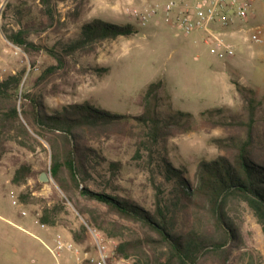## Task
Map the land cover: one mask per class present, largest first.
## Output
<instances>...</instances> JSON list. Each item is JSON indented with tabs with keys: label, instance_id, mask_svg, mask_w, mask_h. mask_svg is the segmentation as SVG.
<instances>
[{
	"label": "rangeland",
	"instance_id": "1",
	"mask_svg": "<svg viewBox=\"0 0 264 264\" xmlns=\"http://www.w3.org/2000/svg\"><path fill=\"white\" fill-rule=\"evenodd\" d=\"M6 1L0 0V81L22 73L19 87L9 96L29 135L14 128L0 147V264H52L49 248L54 247L57 234L76 244L81 254H95L97 242L111 256L118 243L136 245L142 241L143 247L132 250L131 258L125 259L127 264L163 262L165 248L145 244L143 240L153 234L142 224L79 196L75 202L83 214L77 211L51 178L49 146L24 122L20 114L23 103L30 108L32 102H42L53 110L89 102L112 113L139 116V96L145 86L162 80L161 113L168 114L167 104L174 111L190 113L187 131L175 133L151 154L144 147L147 130L132 119L116 127L81 133L84 145L107 161L120 163L116 177L109 178L106 171L101 177L92 175L87 187L114 191L151 208L160 195L157 189L166 200L171 198V185L160 170L161 157L175 168H185L194 178L201 160L232 153L218 149L213 139L244 138L245 128L239 123L247 121V103L237 94L233 81L251 92L252 134L262 149L258 154L264 158V42L251 40L258 29L264 38V0L253 1L241 27L220 32L219 37L234 50V55L225 59L210 53L200 33L182 34L161 11L145 24L133 15V10H149L167 0H13L7 17L1 18ZM93 19L129 24L137 32L65 53L82 25ZM4 25L14 33L25 30L28 45L18 48L8 42L1 30ZM55 55L62 56L65 63L59 64ZM8 104L0 99V110ZM22 164L31 167L33 176L17 186L11 180ZM41 173L47 174V182L39 181ZM224 206L240 235L225 264H264V238L252 210L236 196L226 198ZM44 211L50 213L53 225L39 224ZM195 212L193 209L190 214L191 221L203 227L208 216ZM58 262L75 264V257L60 252ZM199 264L221 262L209 256Z\"/></svg>",
	"mask_w": 264,
	"mask_h": 264
},
{
	"label": "trees",
	"instance_id": "2",
	"mask_svg": "<svg viewBox=\"0 0 264 264\" xmlns=\"http://www.w3.org/2000/svg\"><path fill=\"white\" fill-rule=\"evenodd\" d=\"M41 1L48 3L50 0ZM12 7L13 0H7L1 18L7 17ZM1 30L6 40L14 46L24 48L28 45L25 30L14 33L7 25L1 26ZM136 32V28L129 24L93 19L82 25L78 38L67 47L69 50L65 53L83 50L104 40L129 37ZM54 58L59 64L65 63L62 56L55 55ZM21 79L22 73H18L0 81V99L9 102L5 109L0 110V147L4 136L9 135L14 128L20 130L22 135H29L9 96L12 90H17ZM233 85L239 97L247 103V121L239 123L240 127L245 128L244 138L213 139L218 149L232 153L230 156L201 160L194 171V178L189 176L185 168H175L161 157L160 170L171 185V198L166 200L163 192L157 189L156 192L160 195H156L151 208H146L127 196H119L114 191L90 190L87 187L92 175L101 177V173L106 171L109 178L116 177L120 163L107 161L97 151L84 145L81 133L85 129L96 131L116 127L125 123V120L132 119L147 130L144 147L151 154L154 147L163 144L175 133L187 131V120L192 117L190 113L174 111L169 108L170 104H167L168 114L161 113V92L164 88L162 80L145 86L139 96L142 110L139 116L112 113L89 102L67 104L50 110L42 102L35 101L29 105L30 108L23 103L20 114L37 138L48 144V172L80 214L83 212L75 202L76 196L96 201L119 217L142 224L153 234L143 240L145 244L165 248V260L155 261L154 264H199L209 256H214L221 264H225L232 254V245L236 246L240 242V235L227 216L224 206L226 198L236 196L247 204L260 225L264 238V158L258 154L262 149L256 146L252 134L254 107L251 98H248L251 92L235 81ZM32 176L31 167L22 164L15 170L11 181L19 186ZM193 209L197 214L208 216L209 221L203 227L199 222L191 221ZM49 214L44 211V215L38 219L39 224L53 225ZM72 237L74 241L78 240L75 234ZM142 247V241L136 245L129 242L118 243L112 250L110 260L129 259L132 250ZM140 262L134 261L133 264Z\"/></svg>",
	"mask_w": 264,
	"mask_h": 264
},
{
	"label": "built area",
	"instance_id": "3",
	"mask_svg": "<svg viewBox=\"0 0 264 264\" xmlns=\"http://www.w3.org/2000/svg\"><path fill=\"white\" fill-rule=\"evenodd\" d=\"M254 0H167L156 3L149 10H133V15L141 24H145L150 17L159 11L182 34L200 33L204 43L209 45L210 53L218 58L225 59L234 55L233 47L225 43L220 32L239 28L247 18ZM255 43H263L260 30L251 35ZM15 205L16 202L13 201ZM25 215V212H21ZM49 251L54 259L52 264H59L60 252H66L75 257V264H127L124 259L110 260V254L97 242L96 253H80L76 244L68 241L61 234L55 237V244ZM82 256V259H81Z\"/></svg>",
	"mask_w": 264,
	"mask_h": 264
},
{
	"label": "water",
	"instance_id": "4",
	"mask_svg": "<svg viewBox=\"0 0 264 264\" xmlns=\"http://www.w3.org/2000/svg\"><path fill=\"white\" fill-rule=\"evenodd\" d=\"M49 180L48 176L46 173H41L39 176V181L40 182H47Z\"/></svg>",
	"mask_w": 264,
	"mask_h": 264
}]
</instances>
